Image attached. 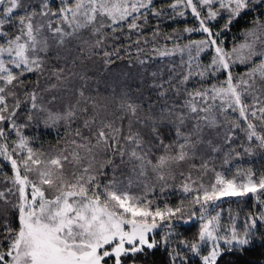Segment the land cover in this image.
<instances>
[{"label": "snow or ice", "instance_id": "obj_1", "mask_svg": "<svg viewBox=\"0 0 264 264\" xmlns=\"http://www.w3.org/2000/svg\"><path fill=\"white\" fill-rule=\"evenodd\" d=\"M244 155L264 158V0H0V264H264Z\"/></svg>", "mask_w": 264, "mask_h": 264}, {"label": "trees", "instance_id": "obj_2", "mask_svg": "<svg viewBox=\"0 0 264 264\" xmlns=\"http://www.w3.org/2000/svg\"><path fill=\"white\" fill-rule=\"evenodd\" d=\"M160 2H161V0H157V3H160ZM241 23L243 24V22H241ZM168 30L171 31L170 28ZM234 31H235L236 35H239V31L238 30H234ZM117 43H119V42H117ZM134 55H135V53L133 51V56ZM130 63L131 64H136L137 62H136V60L134 58L131 61H129L128 57H125L124 60H118L116 62V64L112 65V67L117 70L115 75L118 76L121 86L123 85L124 81H127L130 84L133 83V81L131 79H129V72H132L133 75H134L135 74V69L127 67ZM149 66L152 69H155V68H157L158 65L155 62H150ZM91 74L92 73H90V75ZM95 77L100 80V83H99L98 86H99L101 94L106 95L107 94V92H105L106 85L103 82L104 77L101 76L99 73H96ZM96 78H94L93 80L89 81V83L93 84L94 87L96 86ZM109 84L111 86H115L114 84H112V78L111 77H109ZM111 86L108 87V91H111ZM63 95H64L65 99H71L69 93H63ZM43 139L46 141L45 147H48V144H51L52 146H55L56 143H57L56 133L54 131L51 132L50 135H47V136L43 137ZM237 166L243 167V168L252 167V168H254L257 171V173H259L260 170L264 169V158H262L259 155H254V156L244 155L243 158L240 159V160H233V162H232V172L228 173V175L234 174ZM217 168L219 170V162H217ZM124 171H125L126 175L124 177H121V178L126 180L127 175L130 174V167L125 168ZM133 188H135L136 190H139L135 186ZM169 192H172V189H169ZM163 195H168V193H164ZM157 196H161V194L159 193L158 189H157ZM171 200H172V202H175L177 200V196L173 195L171 197ZM160 202L161 203L163 202L162 198H161ZM223 205L227 206V210L229 208H231L234 213L235 212H241L242 208L246 210V206L241 205V204H236V203H231L230 204V203H226L225 202V204H223ZM240 218H241V220L243 219V212H241V217ZM194 230L195 229L190 230L188 234L191 235V231H194ZM257 259H259V257L256 254H251V255H248V256L241 257L239 259V261H238V264H246V262L249 261V260L255 261Z\"/></svg>", "mask_w": 264, "mask_h": 264}, {"label": "rangeland", "instance_id": "obj_3", "mask_svg": "<svg viewBox=\"0 0 264 264\" xmlns=\"http://www.w3.org/2000/svg\"><path fill=\"white\" fill-rule=\"evenodd\" d=\"M132 191H138V190H136L135 188H133V190ZM231 199H233V198H225V201H228V200H231ZM227 203V202H226ZM225 204V203H224ZM223 209H224V218H225V220L227 219V215H228V211H227V206H224L223 205Z\"/></svg>", "mask_w": 264, "mask_h": 264}]
</instances>
